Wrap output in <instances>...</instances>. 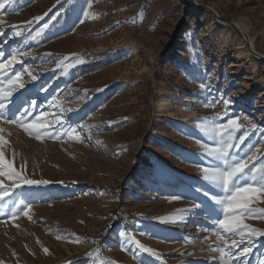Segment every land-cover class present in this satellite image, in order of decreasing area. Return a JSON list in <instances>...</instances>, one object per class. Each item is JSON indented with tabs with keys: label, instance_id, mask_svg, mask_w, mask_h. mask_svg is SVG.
Segmentation results:
<instances>
[{
	"label": "rangeland",
	"instance_id": "obj_1",
	"mask_svg": "<svg viewBox=\"0 0 264 264\" xmlns=\"http://www.w3.org/2000/svg\"><path fill=\"white\" fill-rule=\"evenodd\" d=\"M0 50L21 61L4 77L22 73L15 102L28 108L35 100L36 115L43 110L63 121L62 138L39 141L0 122L6 158L29 178L50 182L5 198L0 264H264V237L227 249L232 255L223 260L211 250L224 247L216 232L229 244L239 237L216 223L222 213L211 197L223 192L201 172L216 165L205 147L216 138L200 125L224 111L222 102L205 107L207 101L231 98L222 122L238 117L245 127L235 135L249 133L232 151L246 157L259 149L252 163L264 165V59L251 52L264 56V0H92L91 8L87 0H13L0 9ZM17 199L31 206V219L22 212L11 218ZM193 203L203 208L185 211ZM253 207L264 209V201ZM112 212L134 221L113 226L101 252L90 236ZM245 222L264 230V220ZM249 246L247 256L237 255Z\"/></svg>",
	"mask_w": 264,
	"mask_h": 264
},
{
	"label": "snow or ice",
	"instance_id": "obj_2",
	"mask_svg": "<svg viewBox=\"0 0 264 264\" xmlns=\"http://www.w3.org/2000/svg\"><path fill=\"white\" fill-rule=\"evenodd\" d=\"M13 0H3L0 2V9H4L6 4L12 3ZM88 7H92V0H87ZM83 16L89 17V12L83 10ZM42 17H36L35 20L39 21ZM31 24L32 21H28ZM80 23H84L81 19ZM47 27V25H45ZM41 33H37L40 35ZM16 36L21 35V31L15 32ZM21 53L20 55H22ZM31 55V53H27ZM7 55V58H5ZM67 59V58H66ZM18 54H6L0 50V122L7 125H16L23 129L25 133L35 139L42 140L43 138L58 139L62 138L57 136V132L60 127L63 126V121L59 115L54 118H49V113L40 111L39 115H36L32 110L36 108L37 102L35 100L28 101V108L24 107V103H16L15 97L18 89L24 88L22 79V73L16 72L11 78L5 79L6 73L12 71V67L20 63ZM82 62V61H77ZM60 67L61 65H57ZM70 67L72 65H69ZM33 80L36 76L33 75L27 69L24 70ZM201 90L208 88L203 82L200 84ZM223 104L224 111L217 113L215 117L204 118V120H210V125H204L201 123V131L207 132L216 138V144L214 146L206 147L208 156L212 157L216 161V165L213 167H204L201 169L202 178L206 182L216 186L223 192L222 198L215 196L211 197L214 201V211L222 213V218H217L216 223L218 228L222 230L224 234H231L233 237H239V239H232L229 244L226 235L221 232H216V240L222 241L224 247H215L211 250L219 252L221 260L225 256H231L232 253L226 251L229 248H239V245L248 240L249 243L253 242V238L264 237V230L250 226L245 221L248 219H260L264 220V209L253 207L259 201H264V165L257 168L252 162L259 158L260 150L256 149L251 155L241 157L237 152H233V149L240 150L244 145L249 133L244 132L238 137L235 135L245 125L239 122V118H228L226 122H222L223 117L228 116V108L233 103L231 98L222 99V101L211 100L205 103V107H216L219 103ZM23 109V110H22ZM54 121V122H53ZM252 128L255 129L256 125L253 124ZM3 129H0L2 132ZM77 132V129L72 128L71 131H67L68 136H72ZM8 141L3 135H0V210L9 209V205L5 198L14 194L12 190L21 188L25 185L33 186L40 184L50 183L47 180H38L29 178L25 169L21 166L19 169L14 166L12 160L6 158V147ZM5 181H10L7 185ZM197 192L199 188L195 189ZM207 195V193H205ZM181 196L172 197L173 200L182 199ZM14 206L10 207L11 218H16L18 214H22L29 219V213L31 212V206L25 205L23 200L17 199L13 202ZM203 208L201 203H193L191 209L185 211L195 212L197 209ZM2 214V212H0ZM123 235V233H122ZM61 237H58V239ZM142 252H146L151 256H157V253L148 247H145L138 240H135L131 236L128 237ZM80 242V241H74ZM211 247V246H210ZM45 253L48 251L44 249ZM252 251V248L244 247L242 251L237 253L239 257L247 256ZM234 264V262H233Z\"/></svg>",
	"mask_w": 264,
	"mask_h": 264
},
{
	"label": "trees",
	"instance_id": "obj_3",
	"mask_svg": "<svg viewBox=\"0 0 264 264\" xmlns=\"http://www.w3.org/2000/svg\"><path fill=\"white\" fill-rule=\"evenodd\" d=\"M133 221V215L127 212L108 213L95 223L90 240L94 243L95 247H99V250L102 252L103 244L109 241L110 229L117 224L121 227H126L128 223L132 224Z\"/></svg>",
	"mask_w": 264,
	"mask_h": 264
},
{
	"label": "bare ground",
	"instance_id": "obj_4",
	"mask_svg": "<svg viewBox=\"0 0 264 264\" xmlns=\"http://www.w3.org/2000/svg\"><path fill=\"white\" fill-rule=\"evenodd\" d=\"M193 10L194 11H196V12H198V11H200V8L198 7V6H193ZM162 98H164V94H163V92H160L159 93V99H160V101H158L157 102V105H156V110H158V109H160L161 108V106H162V104H163V101L161 100ZM168 118L171 120V117H170V115L168 116ZM155 122H157V120L155 121ZM155 122H154V124H155ZM201 125V124H200ZM195 130V133H193V135L194 134H196V133H198L199 131L197 130V129H194ZM193 130V131H194ZM203 135V134H202ZM201 135V136H202ZM155 186V188H154V190H156V191H158V190H162L163 188H162V186L160 185V184H156V185H154ZM181 218V217H180ZM173 219V218H172ZM172 219H171V221H172ZM170 221V222H171ZM164 222V221H163ZM161 223V222H160ZM167 225V224H166ZM155 227V226H154ZM168 228H169V226H167ZM140 230H142V229H145V225H140Z\"/></svg>",
	"mask_w": 264,
	"mask_h": 264
},
{
	"label": "water",
	"instance_id": "obj_5",
	"mask_svg": "<svg viewBox=\"0 0 264 264\" xmlns=\"http://www.w3.org/2000/svg\"><path fill=\"white\" fill-rule=\"evenodd\" d=\"M194 5H196V4L194 3ZM200 7H201V8H204V9H205L206 11H208V12H211L217 20H220L219 17L214 13V11H213L211 8L203 7V6H200ZM227 24H229V25H231V26L237 28V26H236L234 23H227ZM240 33H241V32H240ZM241 34H242V33H241ZM242 35H243V34H242ZM243 37H244V38H247L246 35H243ZM246 45L249 47V42H246ZM251 52L254 53V54L257 56V58L264 59V56L258 55L257 53H255V52L252 51V50H251Z\"/></svg>",
	"mask_w": 264,
	"mask_h": 264
}]
</instances>
